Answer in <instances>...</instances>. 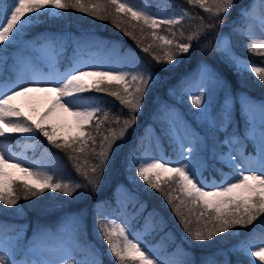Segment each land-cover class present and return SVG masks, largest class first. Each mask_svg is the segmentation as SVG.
I'll use <instances>...</instances> for the list:
<instances>
[{
  "label": "snow or ice",
  "instance_id": "6c2138e0",
  "mask_svg": "<svg viewBox=\"0 0 264 264\" xmlns=\"http://www.w3.org/2000/svg\"><path fill=\"white\" fill-rule=\"evenodd\" d=\"M185 2L207 13L209 22L189 15L179 5V11L174 9L171 15H163L152 7H140L133 0H0V205L20 213L21 198L29 200L50 190L75 199L74 194L100 189L107 179L105 172L117 160L129 130L134 129L136 115L143 111L146 96L165 84L162 74L182 63L178 57L190 54L193 41L199 46L202 35H210L217 24L223 23L236 0ZM260 3L264 5V0ZM70 9L100 21L110 20L144 53L151 54L160 71L149 68L131 50L120 52L118 45L108 49L94 35L85 42L87 50L81 41L74 42L71 55L65 52L68 38L63 32H39L29 37L33 29L49 20H63ZM186 18L198 19L199 28L208 31H195L187 37L181 32L178 37L173 29ZM240 19V24L230 25L231 33L217 35L215 50L219 60L237 77L241 90L234 91L219 68L200 60L193 72L166 90L167 96L177 103L189 98L194 109H190V118L176 104L161 100L153 123L146 126L124 159L129 183L138 186L143 181L161 192L191 241L221 237V242L227 243L228 237L240 236L238 229L251 227L255 232L257 222L259 229L264 230V99L256 100L246 91L250 75L253 83L264 89V60L257 65L238 55L231 42L232 34L239 35L247 41L248 52L264 57V31L257 36L250 30L248 22L255 19L251 9L241 10ZM260 19L264 24V10ZM136 30L141 39L134 34ZM144 39L151 41L146 47L141 43ZM21 47L45 56L47 66L63 61L67 67L52 77L40 76L35 69L29 72L24 67V57L13 56ZM105 49L107 55L101 61L99 56ZM210 49L212 42L208 41L201 51ZM39 66L47 70L43 62ZM34 93L52 97L38 119L25 116L15 103ZM105 97L118 101L121 113L124 109L129 113L119 130L110 128L108 134L102 128L110 115ZM54 115H58L59 123L53 122ZM113 123L120 125V118L116 117ZM40 135L69 154L85 184L54 182V177L40 170L39 164L26 165L9 147L14 139L35 140ZM89 157L97 163L89 165ZM162 183L174 185L172 191L166 192ZM123 190L127 200L117 198L97 204L93 214L95 232L106 243L115 264H256L252 257L264 261V239L254 243L253 232L198 261L183 243H175L173 234L166 233L172 236L173 250L161 249L162 254L156 255L145 237L156 231L150 218L157 213H147L144 229L137 238L134 221L146 212L147 204L139 203L138 196L129 189ZM160 223L159 230L163 231V217ZM24 232L23 225L0 224V236L10 237L9 248L23 246L29 257L18 260L8 248L0 247V264H104L103 253L82 239L86 233L82 215H67L55 229L37 226L31 240L21 235ZM53 238H59L60 243L54 245Z\"/></svg>",
  "mask_w": 264,
  "mask_h": 264
},
{
  "label": "trees",
  "instance_id": "16d2710c",
  "mask_svg": "<svg viewBox=\"0 0 264 264\" xmlns=\"http://www.w3.org/2000/svg\"><path fill=\"white\" fill-rule=\"evenodd\" d=\"M142 2V0H135ZM150 4V7L153 9L158 8L163 5H168L170 7H179L186 9L189 12V15H194L195 17H202L205 22H209L210 18L207 13L199 8H192L187 5L185 0H147ZM90 2H95V0H90ZM251 0H236L234 7L231 9L230 15L223 20L222 24H217L216 27L212 30L211 34L208 36H201L200 45L198 46L195 41L192 42V50L190 54H186L184 57H178L182 60V63L179 64L173 71L170 73L162 74L165 84L161 87H158L150 92L145 98L144 108L141 114L136 115V124L134 129L129 130L127 135V140L123 145V148L120 151V154L115 161L114 165L110 168L109 171L105 172L107 177L106 181L96 192H93L91 188L87 190L84 195L74 194L77 198L72 199L64 196L61 193H53L50 190L45 191V193L39 197L32 198L29 200H24L21 198L18 201L19 207L22 209L21 214L24 215V219L21 220L18 218L20 215L13 209H5L3 205H0V224L2 225H23L27 234L26 237L31 240L33 239V229L37 226L49 227L55 229L64 218L69 214H76L85 211L84 220L86 225V233L82 237L85 243L91 242L96 249L101 250L103 253V258L107 264H115V261L108 255V248L104 241L95 232L93 214L94 209L93 205L97 201H109L112 202L115 200V187L119 183H125L134 195L138 196L139 203L147 204V212H155V216L158 225V231L154 233L152 239L158 240V237L170 233L174 235L175 243L181 244L187 248L198 261L206 255L214 253L218 248L228 247L231 244H235L238 239L248 237L250 232H253L251 227L238 229L240 232L239 237H228L227 243L221 242V237H216L213 240H206L203 242L191 241L190 238H187V234L184 231L181 224L178 222V219L174 212L172 211L171 206L166 202L165 196L156 190L151 189L149 186L144 184L143 181L139 182V185H132L128 181V173L124 170V159L128 153L136 146L138 138L144 134V130L147 125L153 123V114L156 112L157 104L161 100H167L168 102H174L175 100L167 96L166 90L170 85H175L181 79V77L186 74L193 72L196 69V65L200 60H207L209 63L213 64L219 68L225 79L229 81L232 89L234 91L241 90L240 82L237 77L233 74L231 69L221 62L218 58L219 53L215 50L216 38L218 34L230 33L232 31L230 27L231 20H241V8L245 4H250ZM173 31L176 32L179 37L181 32H183V37L191 35L195 31H199L201 34L208 31L205 28H199L198 19H187L181 24H178L174 27ZM39 32H63L66 34L68 40L72 37H78L80 41H87L93 35L97 41L108 43L110 45H118L120 52H125L131 50L140 58L141 61L149 68H152L154 71L159 72V66L152 60L150 53H144L140 47L137 46L136 42L133 41L130 37L124 35V33L117 29L111 21H100L94 19L93 17L87 16L84 13L77 12L75 10H68V15L64 17L63 20L51 19L48 22L40 25L38 28L33 29L29 33V37H34ZM89 34V35H85ZM137 39H141L139 30L134 32ZM211 41L212 49L202 52L201 48L203 44ZM234 47L235 50L242 56L247 59L260 64L264 57L259 55H254L253 53L248 52L245 44L247 41L242 39L239 35L234 34ZM151 41L150 40H141L143 46H147ZM186 42V41H185ZM157 55H160L161 52L158 49H153ZM18 52H14L13 55ZM11 68L12 66L9 65ZM171 67V66H169ZM246 91L251 94L256 100L264 99V89L260 88L258 85L253 83V76L248 77ZM90 95V94H88ZM106 101L105 108L110 110V115L108 117V123L102 125V128L105 130L104 134H108L107 130L114 128L119 130V127L122 126V121L127 119L129 116L128 110L124 109L123 113L119 111L120 105L112 97H105ZM184 111H186V116L190 118V103H185L182 105ZM194 111V109H191ZM116 117L120 118L121 124L113 123ZM158 127V125H157ZM166 147V146H165ZM42 150H48L56 155H58L63 163L65 171L80 184H85L86 180L76 171L74 167L75 161L69 159V154L61 151L60 149L55 148L53 145L49 144L46 138L40 136L38 140V147L34 151L36 155ZM99 150V149H97ZM169 154L171 149H168ZM89 165H94L97 163L96 159L89 157ZM225 172L228 171L227 168L224 169ZM18 175V174H17ZM219 180V176L216 177ZM57 182V180H54ZM161 187L165 189L166 192L172 191L174 185L169 186L168 184H161ZM83 191V190H80ZM178 195L179 193H175ZM138 203V204H139ZM166 221V227L163 231H160L161 223L160 218ZM144 215L139 217L136 220L137 223H144ZM194 220V218H193ZM257 229L259 225L257 222ZM227 236V234H225ZM255 236V232L251 239ZM187 240V242H185ZM191 245V247H189ZM173 240L172 236L167 239L166 249L168 252L173 250ZM260 264H264V261H261Z\"/></svg>",
  "mask_w": 264,
  "mask_h": 264
},
{
  "label": "rangeland",
  "instance_id": "374dc122",
  "mask_svg": "<svg viewBox=\"0 0 264 264\" xmlns=\"http://www.w3.org/2000/svg\"><path fill=\"white\" fill-rule=\"evenodd\" d=\"M133 2L140 7H146V6L148 7V4H149L146 0H142V3L135 1V0H133ZM250 4H251V7L249 9H251L253 15L255 16V19L250 20L248 22V24H249L250 30L253 27V25H255L256 28L258 29L261 25L260 16H261L262 10H264V5H262L260 3V0H251ZM174 9L176 11H179V8L168 7V6H164L162 8L156 9V10H159L161 12V14H163V15H171L173 13ZM236 23L239 24V20H237ZM78 40L79 39L77 37H74L72 39V41H71L72 42V48L74 46V42H76ZM82 46L85 48V50H87L86 49V43H82ZM65 52H66V49H65ZM21 55L24 57L25 69L29 72H32L35 69L36 73L40 76H48V77L56 76L59 73H62L67 67V64H65V63L61 64L60 62L59 63L54 62V66H50V67H48L46 65V63H44L47 66V70H45V68H42L39 66L41 63L40 60H42L41 58L45 57V56L37 54L35 52H31L24 47H22V49L19 50V53L14 54V56H21ZM105 56L106 55L102 51L100 53L99 59L102 61L103 59H105ZM33 61H35L36 63L33 64ZM47 64H48V62H47ZM30 96H31V98L20 97L17 99V101L15 103L18 106H20V108L24 112L25 116H32L34 119H38L40 113H42L45 110V108H47L49 106V104L51 103L52 97L49 95L43 94V93H34V94H31ZM185 101L189 102V98L185 97L184 102ZM170 104H176L178 110L182 111V109L180 108L181 103H177V101H176V103H170ZM183 113L185 114V112H183ZM52 120H53V122L59 123L58 115H54L52 117ZM23 140L25 142L23 143V145L20 148H18L20 150H18L12 143L9 142V147H11L12 152L14 153V155L16 157L24 160L26 162V165H31V166L35 167L37 164H39L40 170L46 171L49 175H52L54 178H57L59 181L71 182L69 176L63 170L62 161L57 156H53L47 152H42L38 157L37 156H31L29 151L35 147L36 141H32L29 139H23ZM251 151L252 150L249 149L250 153H251ZM253 166L255 167V164H253ZM161 179L164 180L165 177H162ZM137 180H139L138 177H137ZM121 186H123V187H121ZM124 188L129 189L124 184L117 185V187H116L117 195L116 196H117V198L127 200L128 196H127V193L124 192V190H123ZM138 206H139V204H137V207ZM129 211H131V206H129ZM150 225L155 226V228L157 229V223L154 221V216L150 218ZM134 228H135L136 233H137V238H139L140 233L144 229V225L142 226L141 229H139V227L136 226V223L134 221ZM21 235L24 236L25 232L22 233ZM150 236L151 235H148L145 237L148 245L154 246L153 251L156 255H161L162 254L161 249H165L163 246L165 239L161 238L159 242L158 241L155 242V241H151ZM262 239H264V235H262L261 233H258L257 237L253 240V242L258 244ZM9 243H10V237L8 234H4V235L0 236V247L8 248V250L10 252H12L13 258H17L18 260H25V259L29 258L25 254V249L23 251H21V249L19 247V248H16L15 250H13V249L9 248ZM52 243L54 245L59 244L60 243L59 238H53ZM163 255L167 256V252H164ZM252 259L256 261V264H259V262L261 261L258 257H252Z\"/></svg>",
  "mask_w": 264,
  "mask_h": 264
},
{
  "label": "bare ground",
  "instance_id": "6f19581e",
  "mask_svg": "<svg viewBox=\"0 0 264 264\" xmlns=\"http://www.w3.org/2000/svg\"><path fill=\"white\" fill-rule=\"evenodd\" d=\"M251 4H247V5L245 4L244 6H242L241 10L242 9H249L251 7ZM236 21H237L236 19L231 20L230 24H232L233 22H236ZM251 31L253 33L257 34V36H258L261 31H264V24L261 23V25H260V27L258 29L256 28L255 25H253V27L251 28ZM41 59L42 60H40V61L43 62V63H47L48 62L46 57H42ZM48 67H50V66H48ZM28 98H31V96H29ZM40 136H42V135H40ZM40 136L37 139L33 140V141H36L37 144H38V140L40 139ZM24 142L25 141L23 139H14L10 143H12L18 149V148H20L23 145Z\"/></svg>",
  "mask_w": 264,
  "mask_h": 264
}]
</instances>
